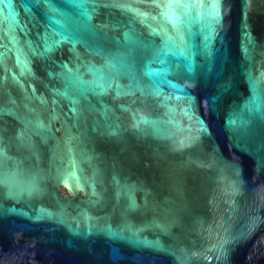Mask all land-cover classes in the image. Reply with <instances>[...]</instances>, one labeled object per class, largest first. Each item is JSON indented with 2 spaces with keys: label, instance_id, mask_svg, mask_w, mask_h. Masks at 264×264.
I'll use <instances>...</instances> for the list:
<instances>
[{
  "label": "water",
  "instance_id": "water-1",
  "mask_svg": "<svg viewBox=\"0 0 264 264\" xmlns=\"http://www.w3.org/2000/svg\"><path fill=\"white\" fill-rule=\"evenodd\" d=\"M0 264H264V0H0Z\"/></svg>",
  "mask_w": 264,
  "mask_h": 264
}]
</instances>
